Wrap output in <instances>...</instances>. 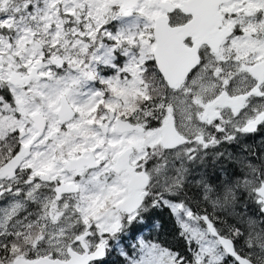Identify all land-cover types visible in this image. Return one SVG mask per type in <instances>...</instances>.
Listing matches in <instances>:
<instances>
[{"label":"snow or ice","instance_id":"obj_1","mask_svg":"<svg viewBox=\"0 0 264 264\" xmlns=\"http://www.w3.org/2000/svg\"><path fill=\"white\" fill-rule=\"evenodd\" d=\"M114 255L264 264V0H0V264Z\"/></svg>","mask_w":264,"mask_h":264},{"label":"trees","instance_id":"obj_2","mask_svg":"<svg viewBox=\"0 0 264 264\" xmlns=\"http://www.w3.org/2000/svg\"><path fill=\"white\" fill-rule=\"evenodd\" d=\"M157 222L161 225L159 230H157L154 227V225ZM142 232L146 237L159 235L161 239L173 245L179 246L181 244V242L175 237V228H174L173 219L167 210L154 213L150 217L146 218V223L142 228ZM116 260L117 257L114 255L109 261V264H114Z\"/></svg>","mask_w":264,"mask_h":264}]
</instances>
